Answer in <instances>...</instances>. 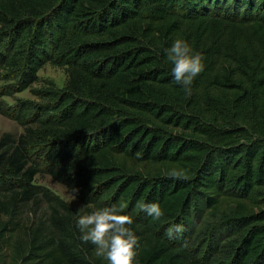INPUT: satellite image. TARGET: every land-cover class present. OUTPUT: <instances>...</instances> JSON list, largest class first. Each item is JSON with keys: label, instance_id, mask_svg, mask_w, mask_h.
<instances>
[{"label": "trees", "instance_id": "1", "mask_svg": "<svg viewBox=\"0 0 264 264\" xmlns=\"http://www.w3.org/2000/svg\"><path fill=\"white\" fill-rule=\"evenodd\" d=\"M176 38L204 57L191 94L163 54ZM47 63L63 88H34ZM0 113L24 128L0 137V264H104L75 219L120 202L139 264H264V0H0Z\"/></svg>", "mask_w": 264, "mask_h": 264}, {"label": "clouds", "instance_id": "2", "mask_svg": "<svg viewBox=\"0 0 264 264\" xmlns=\"http://www.w3.org/2000/svg\"><path fill=\"white\" fill-rule=\"evenodd\" d=\"M163 54L171 65L170 72L175 84L191 94L194 80L204 69L203 55L182 38L174 39L170 46L163 49ZM169 175L173 179L185 178L184 173L178 170L170 171ZM136 208L139 210L137 215L143 212L154 221L165 215V209L158 201H139ZM133 223L134 216L127 211V202L103 205L79 214L75 219L80 241L94 245L95 255L104 264H139L140 237L133 229ZM184 231V224L173 223L165 234L171 240Z\"/></svg>", "mask_w": 264, "mask_h": 264}, {"label": "rangeland", "instance_id": "3", "mask_svg": "<svg viewBox=\"0 0 264 264\" xmlns=\"http://www.w3.org/2000/svg\"><path fill=\"white\" fill-rule=\"evenodd\" d=\"M38 75L39 81L34 84V88H40L41 86H44L46 84L54 85L57 88H63L67 84L69 79V74L66 67L56 66L52 63H47L42 69H40ZM17 98L36 99V97L31 93L29 89L25 90L24 92L18 93ZM5 99L10 104H13L15 102V99L12 97H5ZM6 132L12 133L15 137H18L24 132V128L12 118L0 113V137ZM36 183L38 185L49 188L64 201L75 203L76 207L82 206V204L77 201L76 197L65 185L55 182L50 175L38 176L36 179ZM47 218L48 212L46 210V206H44L39 211H36L33 208H27L21 217V223L24 226H30L39 222L40 220L46 221ZM6 258V264H11L9 249L6 250Z\"/></svg>", "mask_w": 264, "mask_h": 264}]
</instances>
